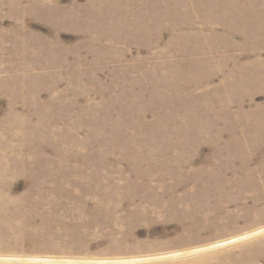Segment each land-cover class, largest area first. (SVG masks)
I'll list each match as a JSON object with an SVG mask.
<instances>
[{
    "label": "rangeland",
    "instance_id": "374dc122",
    "mask_svg": "<svg viewBox=\"0 0 264 264\" xmlns=\"http://www.w3.org/2000/svg\"><path fill=\"white\" fill-rule=\"evenodd\" d=\"M0 264H264V0H0Z\"/></svg>",
    "mask_w": 264,
    "mask_h": 264
}]
</instances>
